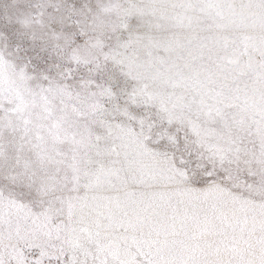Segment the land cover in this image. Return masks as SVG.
Returning a JSON list of instances; mask_svg holds the SVG:
<instances>
[{"label":"snow or ice","instance_id":"1","mask_svg":"<svg viewBox=\"0 0 264 264\" xmlns=\"http://www.w3.org/2000/svg\"><path fill=\"white\" fill-rule=\"evenodd\" d=\"M144 9L167 56L96 40L59 74L84 88L74 122L41 114L77 145L62 167L22 162L43 143L29 113L0 121L19 133L0 135V264H264V0ZM6 32L15 41V21ZM108 113L103 139L72 130Z\"/></svg>","mask_w":264,"mask_h":264},{"label":"rangeland","instance_id":"2","mask_svg":"<svg viewBox=\"0 0 264 264\" xmlns=\"http://www.w3.org/2000/svg\"><path fill=\"white\" fill-rule=\"evenodd\" d=\"M151 0H0V121L6 114L16 116L27 112L29 123L41 131L43 143L39 148L28 145L22 153V162L46 168L62 167L64 156L73 152L76 144L63 135L56 126H49L41 114L56 110L69 121L80 118L76 104L84 88L74 80L64 79L60 73L74 68L69 62L73 51L83 50L96 40L104 44H115L131 38L128 54L143 63L151 45L153 54L167 56V50H160L154 41L167 35L166 29L158 27L150 19L144 6ZM59 5L63 10L71 5L74 10L66 12L53 10ZM110 7L109 11L104 8ZM126 16V26L119 30L111 23ZM16 22V39H9L6 25ZM79 21V22H77ZM53 33L60 39H53ZM39 53L48 60L40 66L32 57ZM52 71H45L46 67ZM82 74L76 73L77 77ZM41 92V89H49ZM113 114L89 116L88 123L73 131L82 133L78 139L87 137L103 139L109 129L114 128ZM0 135L11 139L19 133L0 127ZM83 146V145H81ZM79 163V161H77ZM0 183H3L0 177Z\"/></svg>","mask_w":264,"mask_h":264}]
</instances>
